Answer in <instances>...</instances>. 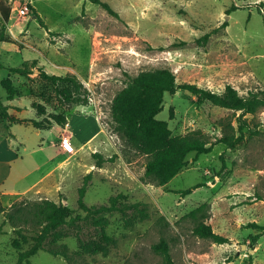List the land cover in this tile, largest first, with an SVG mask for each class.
Segmentation results:
<instances>
[{
	"label": "rangeland",
	"instance_id": "1",
	"mask_svg": "<svg viewBox=\"0 0 264 264\" xmlns=\"http://www.w3.org/2000/svg\"><path fill=\"white\" fill-rule=\"evenodd\" d=\"M102 1L119 17L92 0H7L10 20L0 13V133L14 134L13 148L23 158L13 165L8 184L25 189L68 155L32 190L4 194L2 202L10 211L15 202L47 198L85 216L79 188L90 174L88 205L123 194V201L145 203L149 216L127 225L121 213L107 215V232L116 240L107 255L78 253V236L96 234L83 219L60 231L59 243L68 245L72 262L40 250L23 264H160L152 246L162 237L177 264H264V232L254 242L261 230L252 225H264V107L242 117L248 124L244 138L229 147L217 140L230 123L238 130L240 112L199 106L187 90L167 93L157 119L167 122L172 136L200 130L214 147L190 153L185 168L162 186L143 179L148 156L121 137L111 112L131 77L162 67L173 70L179 84L219 93L231 84L244 96L264 91V0ZM26 63L29 75L11 71ZM53 74L76 75L82 93L68 81L47 77ZM67 122L76 153L36 168L55 154L51 143L60 145ZM199 221L231 241L218 244L196 235ZM17 225L0 215V264H17L19 252L33 242L35 228Z\"/></svg>",
	"mask_w": 264,
	"mask_h": 264
},
{
	"label": "trees",
	"instance_id": "2",
	"mask_svg": "<svg viewBox=\"0 0 264 264\" xmlns=\"http://www.w3.org/2000/svg\"><path fill=\"white\" fill-rule=\"evenodd\" d=\"M100 4L111 15L119 17L112 6L102 0H92ZM0 13L5 21L11 18V6L7 0H0ZM40 18V17H39ZM211 34L203 36L207 41ZM12 72L21 73L27 76L31 73L28 64L20 67H12ZM53 81H68L77 94L82 93L83 84L76 75L66 77L58 75L47 76ZM178 89L187 90L192 93L198 105L211 103L215 106L224 107L230 110L240 112L238 116L241 121L238 130L230 123V130H225L223 135L218 138L217 143H225L233 147L244 138V128L248 126L242 117L246 114H255L260 108L264 107V91L250 92L247 96L241 95L231 84L226 85L223 92H215L211 89L202 88L193 83L177 82L176 74L167 67L157 68L152 71H142L137 76L131 77L124 88H122L114 97L111 112L115 123L116 131L132 147L142 154L148 156L145 165L143 179H149L158 186L167 184L177 174H179L187 165V156L195 152L196 154L209 153L213 150L207 135L200 130L194 131L188 135L172 136L171 129L167 122L157 119V115L162 110L165 95L174 93ZM76 100L87 102L86 97H77ZM99 164L103 162L100 154ZM87 176L85 183L79 188L78 206L86 213L73 215L74 210L62 204H58L51 199H42L41 201L28 203L21 200L13 203L10 211L3 205L0 193V215L6 213V217L14 226L17 221H23L35 228V234L32 236L33 242L29 248L19 252L17 264H23L40 250L47 251L55 256H62L69 262L73 261L71 253L66 243H59L61 239L60 231L69 225H78L80 220H89L95 226L96 234L94 238L84 239L78 236L80 251L78 253L107 255L115 244L116 240L107 232L106 216L116 212L121 213L126 220V224L133 220H144L149 216L146 204L143 202L129 203L123 201V194L112 195L106 203L100 205H88L85 202V195L88 188ZM201 184L182 191L184 195L190 193L193 189L200 187ZM23 203L25 205L23 206ZM200 207L190 213L195 217ZM254 227L261 231L256 234L253 241L256 242L264 232V225L252 223ZM21 227V226H19ZM2 233L0 229V234ZM194 233L202 238L211 239L218 244L230 242V238L216 232L211 224L205 221H199L194 227ZM154 252L162 257L160 264H177L171 254L169 241L162 237L159 242L152 246Z\"/></svg>",
	"mask_w": 264,
	"mask_h": 264
},
{
	"label": "crops",
	"instance_id": "3",
	"mask_svg": "<svg viewBox=\"0 0 264 264\" xmlns=\"http://www.w3.org/2000/svg\"><path fill=\"white\" fill-rule=\"evenodd\" d=\"M17 122H21V121H17ZM63 132L65 133V130ZM93 136H91L86 141V143L90 141ZM13 139H14V134L13 136H9V138H7L4 136L3 133H0V193H1V197H3L4 194L8 196L9 195L15 196V195H21V194L23 195L27 193L28 191L36 187L39 183L44 181V179L50 175V173L53 171V169L57 167V165L62 164L68 158V155H66L63 160L50 166L46 172H44L36 181H33V183L28 185L25 189H17L15 188L14 183L8 184L11 173H12L13 165H15L16 161L23 159L22 157H20V155H18L17 152H15L13 148V144H12ZM51 144L57 147L55 154L47 158L45 161L38 163L36 165V168H40L43 164H48L50 162H53L54 158H56L57 156L67 154L61 149L59 144L58 146L55 144V142H52ZM16 166L21 167V164L16 163ZM26 174H28V172H26ZM24 177H25V174L21 173L20 178H24Z\"/></svg>",
	"mask_w": 264,
	"mask_h": 264
},
{
	"label": "built area",
	"instance_id": "4",
	"mask_svg": "<svg viewBox=\"0 0 264 264\" xmlns=\"http://www.w3.org/2000/svg\"><path fill=\"white\" fill-rule=\"evenodd\" d=\"M65 133L63 134V138L60 142V147L63 149L64 152L68 154H75L76 148L72 141V136L70 135L72 133V129L69 125V122H67L64 126ZM69 134V135H65Z\"/></svg>",
	"mask_w": 264,
	"mask_h": 264
},
{
	"label": "water",
	"instance_id": "5",
	"mask_svg": "<svg viewBox=\"0 0 264 264\" xmlns=\"http://www.w3.org/2000/svg\"><path fill=\"white\" fill-rule=\"evenodd\" d=\"M243 247L245 248V247H246V245L244 244V245H243Z\"/></svg>",
	"mask_w": 264,
	"mask_h": 264
}]
</instances>
